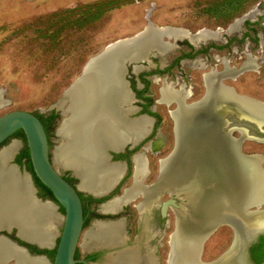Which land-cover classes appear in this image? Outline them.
Returning <instances> with one entry per match:
<instances>
[{"label": "bare ground", "instance_id": "1", "mask_svg": "<svg viewBox=\"0 0 264 264\" xmlns=\"http://www.w3.org/2000/svg\"><path fill=\"white\" fill-rule=\"evenodd\" d=\"M241 28L242 23L236 21L227 33L240 34ZM222 33H225L222 29L217 31L203 29L192 34L184 29L157 27L150 22L143 33H139L141 38L136 39V42H139L135 46L132 45V49L125 44L130 41L129 38L120 40L103 50L104 54H108L104 59L93 57L89 60L87 75L75 87L72 101L65 110L66 119L58 130L62 144L54 152L56 164L64 169L72 170L81 179V184H79L81 191L90 192L95 196L102 194L105 196V193L110 192L122 178L123 170L120 165L108 164L103 148L111 147L118 150L126 143L137 142L147 134V126L152 124V120L147 117L131 123L123 119L119 103L128 102L130 95L122 79V67L117 62V58L128 54L130 49L133 53L135 52L134 57H138L142 48L149 45L154 46V44H157L160 51L168 54L171 51L172 42H165L169 39L189 40L196 47L200 44L221 42ZM162 37L167 38L162 41ZM252 62L253 60L250 59L241 73L249 71L250 68L254 70L255 65ZM191 64L196 68L206 67L200 59ZM224 64L226 70L223 74L217 73V75L215 72L213 76L205 75L203 79L207 88L205 97L188 106L190 108L197 105L199 109L193 108L190 111L181 102L180 97L187 94L183 87L181 90H175L169 86L162 89L163 97L160 103H169L170 100L178 102V108L172 112L177 138H180L178 134L181 128L183 132L189 135L191 133V135L187 138L188 140L183 138L181 144H178V151L172 155L174 157L170 159L165 168L168 170L160 180L165 182V178L168 179L173 174L165 184L176 186L178 182L182 183L190 177L188 172L205 171L201 165L204 164L208 172L205 176H211L206 182L200 181V184H204L210 192L217 191V195L220 193L219 197L223 196L224 186L228 188L230 185L229 189L225 188L224 194L231 199L230 206L234 204L232 212L241 213L243 205L253 203L264 205V170L262 167V172L258 169L257 173L256 161L248 162L237 158L235 145L228 143V137L222 132L221 119L216 118L213 107L219 103L231 107L234 105L239 109H246L257 116L264 117V103L240 96L231 87L220 83L218 79L241 74L240 71L228 68L226 62ZM193 115L196 116L187 123L186 118ZM19 146V142L14 141L0 151V227L18 223L22 237L37 242L41 246L53 247L58 235L55 223L62 222L63 217L58 214L55 204L35 200L34 191L26 175L21 177L15 166H7ZM136 166V178H138L144 175L141 156L136 158ZM188 186L192 187L190 184ZM132 190H140L137 181ZM132 190H127L123 197L105 205L103 212L121 210L123 205H127L134 198ZM248 217L252 220L264 219V210L260 214L258 212L249 214ZM98 224L94 232L85 234L82 244L84 250L97 248L104 243H111L115 238H121L120 223L110 226ZM170 242L172 249L170 264H195L194 255L198 238H180V236L174 238L172 236ZM10 258H14L16 264H51L44 257L35 259L26 257L22 250L0 238V264H5V260Z\"/></svg>", "mask_w": 264, "mask_h": 264}, {"label": "rangeland", "instance_id": "2", "mask_svg": "<svg viewBox=\"0 0 264 264\" xmlns=\"http://www.w3.org/2000/svg\"><path fill=\"white\" fill-rule=\"evenodd\" d=\"M228 1L230 0H0V117L18 110L49 116L56 110L55 106L64 92L82 74L90 59L109 45L143 32L150 22L157 27L184 29L192 34L203 29L225 31L221 42L200 44L199 47L191 46L188 40H182L186 46L179 42L180 48L173 49L165 57L168 65L175 59L192 53L193 57L189 59L199 58L206 67L196 68L184 63L179 71L174 69L171 72L170 78L167 75L163 77L169 81H176L177 76L183 77L187 85L194 88L198 99L207 91L203 80L207 73L224 72L225 62L228 68L239 72L252 59L254 70L250 68L238 76L223 79L222 84L231 87L237 94L264 103V0H243L236 14L223 10L226 13L215 16L214 8ZM96 3H109L98 20L83 27L74 24L78 19L85 20L84 9ZM72 9L78 11L68 19L59 21L61 13ZM54 14L59 15L54 18ZM236 21L242 23L241 33L228 34L227 30ZM173 40L170 42H174ZM211 45L227 48L209 49L207 53L195 54L200 52L197 49ZM158 88L159 85L151 82L153 107L157 108L161 127L165 130L167 128L171 137L173 121L167 112L169 108L155 102L159 100ZM57 112L59 119L49 136L50 153L54 167L65 175L69 170L59 167L55 161L54 152L62 144L56 131L64 118L60 115L61 112ZM14 141L20 145L17 153L27 150L25 139L13 136L0 151ZM244 151L247 154H261L264 168L263 143L247 140ZM25 172L31 174L27 168ZM57 212L64 217L62 208H57ZM170 219L173 224L172 212ZM55 224L59 238L63 220ZM88 229H91L90 224L83 231L78 247L79 255L84 254L82 241ZM174 230L173 224L166 231L167 238H171ZM233 234L228 226L218 228L205 243L203 260L218 258L231 245ZM50 262L53 263V260L50 259Z\"/></svg>", "mask_w": 264, "mask_h": 264}, {"label": "flooded vegetation", "instance_id": "3", "mask_svg": "<svg viewBox=\"0 0 264 264\" xmlns=\"http://www.w3.org/2000/svg\"><path fill=\"white\" fill-rule=\"evenodd\" d=\"M176 41H177L176 43L172 42L175 43L176 46L174 47L172 46L171 51L173 49L175 50L180 48V45H178L179 42L182 46L184 45L186 46V43L184 41L182 40L179 41L176 40ZM189 44L193 47L195 46L191 42ZM226 48L227 47L219 48L218 46L211 45L208 48L197 49L200 50V52L197 51L199 53H195V54L200 55L207 53L209 49L223 50ZM191 55L192 53L187 54L184 57L177 58L173 62H171V64L168 65L165 59L167 54L166 56L157 54L156 56H151L148 60L140 64H132L128 67L127 75L126 77H124L127 86V91L129 92L130 95V102L126 107H124L126 110L128 109L131 112V114L127 116L129 119L128 122L131 123L136 120H139V118L141 117L143 118L144 116H146L147 118H150L152 120V124L147 126V130H148L147 134L137 145L128 144V146L122 151L119 152L110 151L108 153L109 155L106 157L108 164L120 165L123 170V174H122V178L119 180L117 185L107 195L102 197H97L94 194H91L90 192L81 191L80 196L83 202L84 220H85L84 229L87 228L88 224H90V228H92L97 223H99L98 225L105 224L108 226L120 223L121 238L120 237L119 239L115 238V240H113L111 243L109 244L104 243L102 246H97V248L84 250L83 255H79L80 253L78 248L75 257L76 260H83L85 261L86 264H112L113 262H114L113 264H169L170 256H171V244H170L171 238H167L168 236L166 231L170 226H173V224L174 227L176 228V224L178 220L180 221V218L184 217V215L185 216L188 215V213H186L187 205H189L187 203L188 202L187 199L193 195L195 196L197 195V198L201 199L200 194L198 193H200L201 190L205 191V189L207 188L204 184H200V181L206 182L208 178V177L205 178V175H208L206 166L201 163L199 164L203 166L205 171L204 170L203 172L198 171L197 173V171L195 172L194 170L190 173L188 172V175L191 178L189 177L187 180L182 181V183L178 182L176 186L175 185L168 186L165 184L168 179L172 178L173 174L169 176L168 179L165 178L166 179L165 182L163 180L162 181L160 180V178H162L168 170V169L165 170V168L168 162L170 161V159L174 157L172 155L174 153L175 154L177 153L179 148L178 144L184 139H187L191 135V133L189 135V133H186L185 131L183 132L182 130L183 128H181L180 129L181 132L180 134H178L180 138H177L176 124L172 112H174V110L178 108V102L175 100H170L169 103L167 102L160 103L163 97V95L161 97V90L168 86L169 88H173L175 90H181L183 87L184 89H186L185 91L187 92V94L186 96L180 98H181V102L187 107L191 104L197 103L200 100H202L206 94V90H205L204 94L197 99L196 91L192 86L187 85L183 77L177 76L176 81H169V79L163 77L164 75H167L170 78L171 72L174 69H177L179 71L184 63H188L190 64L189 66L192 67L191 63L199 58L196 59L193 58L192 60H190L189 58L193 56ZM214 73L215 71H212L210 73H207V75L213 76ZM223 73L224 72L222 71L218 72V74H223ZM178 78L182 79L183 83H181V80ZM218 80L221 83L223 79H218ZM151 82L159 85L158 88L159 100L155 101L156 104L157 103L164 104L166 107L169 108L167 112L170 114L169 117H171L173 121V127L170 128L171 137H169V132L167 131V128L165 130L164 128L161 127V118L159 114L156 112L157 108L153 107L154 100L152 95L150 94ZM173 103H175L177 107ZM229 107L231 106H226V108L229 109V112L226 111L225 116L223 117L225 121L224 119L223 120L221 119L223 134L228 137V143L235 145V153L237 154V158L238 157L242 158L244 160H247L248 162L256 161V165H255L256 172L258 173V169L260 170V172H262L258 163L260 160L262 161L263 164L262 155L247 154V152L244 151V148H245V142L247 140L264 144V126H260L257 122V119L256 122L253 121L254 118L248 119L249 117H247L245 114H242L240 116L232 115L233 112ZM193 108L195 110L199 109L197 108L196 105L190 107L189 108L190 111H192ZM55 112L58 114L57 111ZM49 116L51 115L49 114ZM195 116L196 115H193L188 119L186 118V122L187 123L190 122V120H192ZM216 118L218 117L216 116ZM218 119L220 120V118ZM236 121L240 122V124L242 125V129H244L245 135L242 133V131L238 129L233 130L232 127L233 124L234 125L236 124ZM228 135H230V137ZM235 135H237L238 137H235ZM11 138L9 140H11ZM8 141H6L2 146H0V148H4L3 146ZM238 143L241 144V152L244 156L239 155V153L237 152ZM50 146H51V142H50ZM20 154L21 152L18 153L15 152L13 159L10 162H8L7 166L10 167L16 165L17 168L19 169L18 173L22 176L24 175L25 168H27L28 171L29 168L28 166H26V162H27L26 159H22L21 163L18 162V157ZM138 156H141V159L143 161L144 175H140L138 176V178H136V167H137L136 158ZM256 172H254V174ZM31 176L37 191L36 197L38 199H41V201L43 202L51 201L54 204L58 205V203L55 202L49 195H46V192L41 191V189L37 186L36 181L32 174ZM26 177L28 178L27 175ZM63 177L74 186H78L80 183V180L75 176L73 171L69 170V173L63 175ZM77 180L78 182L76 183ZM136 181H137V186L140 187L139 191L132 190L136 185ZM213 182L214 185L216 186L215 180H213ZM230 183L232 182L230 181ZM188 184L192 185V187H189ZM228 185H229V181H228ZM230 187H231L230 185L228 188L224 186V190L221 189L223 193L222 197L225 196L224 199L230 201L228 202V205H231V199L227 197V195H225L224 193H225V188L229 189ZM127 190H132L134 196V198L127 205H123L121 207V210L117 212H108V213L103 212L102 209L105 205H107L108 203L112 202L117 198L123 197L125 195V192H127ZM208 194H211L214 198L218 199L217 191L215 192L209 191ZM170 198H173L176 201L179 208L176 209L173 206H170L167 211V216L164 217L162 214V206L163 203L168 201ZM233 205L228 206L230 210L232 209ZM59 208L62 207L60 206ZM171 212L174 215L173 224L171 223V219H170ZM258 212H263V211H258ZM236 213L239 214V212ZM256 221L260 222V220H256ZM262 221H263L262 223H264V219H262ZM232 231L234 233L233 229ZM21 237L22 236H20L19 230L17 228H12L10 233L8 231H0V238H8L13 243H16L17 245L26 248L31 256L44 255L47 257L49 261L50 259L54 261L59 238L57 237L55 238L53 247L44 246L45 249H40L37 244H31L22 241ZM56 239H58V241H56ZM263 243H264V235L260 236L258 240L248 250L247 255L252 264H257L254 256H256L257 259H261L264 257V245H262ZM231 245L224 252H222L220 256L226 253L230 249ZM203 256H204V247L202 249V254H201L202 262L204 263L213 262L220 257L219 256L218 258L216 259L214 258L210 261H204ZM263 263L264 260L261 264ZM9 264H15V262L13 261L10 262Z\"/></svg>", "mask_w": 264, "mask_h": 264}, {"label": "water", "instance_id": "4", "mask_svg": "<svg viewBox=\"0 0 264 264\" xmlns=\"http://www.w3.org/2000/svg\"><path fill=\"white\" fill-rule=\"evenodd\" d=\"M139 37L141 38V34L129 38L128 40L130 41L125 44L129 45V48H131L132 45L135 46L139 42V41L136 42V39H138ZM165 38L167 37H162V41ZM169 40H167V42L170 43ZM173 41L175 43L177 42L176 39ZM175 43H172L171 46L173 47L176 46ZM131 49L128 54H124L123 56L117 58V62L122 67V72H123L122 79L124 80V82H125L124 77H126L127 70L130 65L140 64L148 60L151 56H156L157 54L166 56V53L159 50L157 44H154V46L149 45L147 47L142 48L139 51L138 57H134L133 54L135 52L133 53ZM104 53L105 51H102L94 58L104 59L108 55ZM88 64L89 62L86 63L85 68L82 71V74L64 92L63 96L60 98V100L57 102L55 106L56 108L55 111L61 112L60 115L64 117L60 126H62L64 120L66 119L67 113H65L66 112L65 110L69 107L72 101V95L74 93L75 87L87 75ZM242 70L244 71L243 68L239 70L240 73L242 72ZM129 102H130V98L128 102L119 103V109L121 110V113H123L122 117L125 121H129L127 116L131 114V112L128 109L126 110L124 108L129 104ZM232 106L233 107H229L233 112L232 115L240 116L242 114H245L247 117H249L248 119L254 118L253 121L255 122L257 119L258 124L260 126H264V117L257 116L255 115V113L249 110L239 109L234 105ZM213 108H214L213 111L216 113V116L222 120L224 119L223 117L225 116L226 111L229 112V109L226 108V106H224V104L221 103L214 105ZM59 128L56 131L57 135ZM232 128L233 130L238 129L242 131V133L245 135L244 129H242V125L240 124V122L236 121V124L235 125L233 124ZM20 130L24 132V135L26 137V143L29 150L28 153L30 154V160L32 163L35 176L44 184V186H46L52 192L59 207L61 206L65 210V215L62 218L63 229H61L62 232L59 236V242L57 245L55 258L53 263H51L49 260L48 261L51 264H79V263L86 264L85 261L76 260L75 258L84 231L83 229H84V221H85L83 202L80 196L81 190L79 188V185L74 186L71 183H69L63 177V175L54 167V163L52 161L51 153H50L51 150H50V142H49L48 134L46 132V129L42 121L34 113L18 110V111L5 113L3 116H1L0 146H2L16 132ZM228 136L230 137V135ZM142 139L143 138L139 139L137 142L126 143L118 150H115L111 147H105L103 148L104 151L103 154L107 157L110 151H115V152L122 151L128 146V144L137 145ZM237 150L239 155L244 156L241 152V144L238 146ZM12 159L13 157L9 160V162ZM258 163L260 168H262L263 167L262 161L259 160ZM15 168L17 169V173H18L19 169L17 168L16 165ZM262 169L264 170V168ZM64 170H69V169H64ZM25 175H27L30 180L32 189L34 191L35 200L41 201V199H38L36 197L37 191L34 186L31 174L24 173V175L22 176ZM75 176L80 180L79 184H81V179L76 174ZM210 176H205V178L208 177V179H210L209 178ZM208 191L209 188H206L205 191L201 190L200 193H198L200 194L201 199H198L197 195L196 196L193 195L187 199L188 201L187 203L189 205H187L186 213H188V215L186 216L184 215V217L180 218V221L178 220L176 224V228L173 231L171 237L174 236L175 238L176 236H180V238H195V237L198 238V242H197L198 245L197 248H195L196 252L194 255L195 264H252L247 253L248 250L251 248V246L258 240V238L264 235V223H262L263 222L262 219H260V222H258L256 220H252V218H249L248 216L249 214H253L258 211H263L264 210L263 203H257V204L253 203L246 206L243 205L241 206V210H240L242 214L240 213L238 214L236 213V211L232 212V210H230V208L228 207L230 206L228 205V202L230 201L224 199L225 196L220 198L219 197L220 193H218L217 195L218 199H216L211 194H208L209 193ZM108 193L109 192L105 193V195H107ZM102 195L97 197H102ZM170 206H173L176 209L179 208L176 201L173 198H170L168 201L164 202L162 206V214L164 217L167 216V211ZM258 213L260 214V212ZM225 225L230 226L234 230V238L230 249L213 262H208V263L202 262L201 254L205 242L210 238L212 234H214V232H216V230H218V228ZM12 228H17L20 234V229H19L20 227L18 223L2 225L0 227V231H8L10 233ZM94 229H96V225H94L91 229H89L88 232H94ZM1 239L7 240L10 244L22 250L25 256L30 259L42 258V257L47 259V257L44 255L31 256L26 248L17 245L16 243H13L8 238H1ZM21 240L27 243L37 244L40 249H45L44 246H41L37 242L29 240L28 238L21 237ZM171 255H172V249H171ZM13 261L15 262L14 258L6 259L5 264H9L10 262ZM170 263L171 261L169 262V264Z\"/></svg>", "mask_w": 264, "mask_h": 264}, {"label": "trees", "instance_id": "5", "mask_svg": "<svg viewBox=\"0 0 264 264\" xmlns=\"http://www.w3.org/2000/svg\"><path fill=\"white\" fill-rule=\"evenodd\" d=\"M241 3H243V0H230L226 4H224V3L222 4L221 3L220 5H218V6H216L214 8L215 10L213 11L214 12L213 14L215 16H217V17H218V15L220 13H222V12L223 13H226L227 11L228 12L230 11L232 15L233 14H236L237 9L242 5ZM108 4L109 3H106V4L96 3L93 6H90V7L86 8V9L82 8V9L85 10V14H86L85 15V20L84 19L83 20L78 19V20H76L74 22V24H78L80 27H83L87 23H90L92 21L98 20L105 13V11L107 10ZM223 10L226 11V12H224ZM77 11L74 10V9L64 11L63 13L60 14V18L61 19L59 21L68 19V17L71 16V14H73L74 12H77ZM58 15L59 14H54V15H52V17L55 18ZM67 22L68 21L66 20V23ZM79 23H81V24H79ZM35 115L38 116L39 119L42 121V123H43V125H44V127L46 129V132H47L48 136H50L51 132L53 130H55V128H56V122L59 119V115L55 111H53L50 114L51 116H48V117H46V116H44L42 114H39V113H36ZM13 136H16V137L21 136L26 141V137L24 135V132L21 131V130L18 131V132H16ZM28 152H29V150H28V147H27V150L25 152H21V154L19 155L18 162L21 163L22 162V159H26V161L28 162L29 171L33 175V177H34V179L36 181L37 186L41 189V191L46 192V195H49L55 202H57L55 200L52 192L46 186H44V184L35 176V173H34V170H33V167H32V163H31V160H30V154ZM62 210L65 213V210L63 208H62ZM262 245H264V243ZM254 247H257V246H254ZM254 258L256 259L257 264H261L263 262V260H264V257L261 258V259H257V257L254 256Z\"/></svg>", "mask_w": 264, "mask_h": 264}]
</instances>
